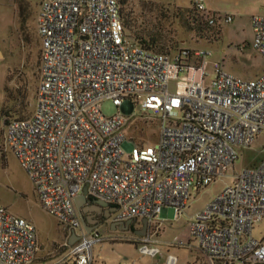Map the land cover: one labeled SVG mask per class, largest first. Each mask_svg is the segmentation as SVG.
Returning a JSON list of instances; mask_svg holds the SVG:
<instances>
[{
    "label": "built area",
    "instance_id": "2783aa9c",
    "mask_svg": "<svg viewBox=\"0 0 264 264\" xmlns=\"http://www.w3.org/2000/svg\"><path fill=\"white\" fill-rule=\"evenodd\" d=\"M194 8L209 26L220 19L204 0ZM252 27L253 48L264 56V16L252 17ZM36 33V105L30 117L8 121L4 144L43 210L79 236L64 244L69 264H92V248L103 241L85 232L75 207L85 187L88 199L116 208L115 222L146 220L138 250L162 256L149 236L167 211L183 215L192 192L225 176L238 151L264 131V72L245 80L216 65L209 77L210 50L168 54L134 44L125 36L120 0H41ZM107 100L117 108L109 117L100 109ZM137 107L158 118L157 142L127 151L124 130ZM263 220L264 147L259 163L234 173L168 245L194 248L206 264H264V236H252ZM38 250L33 224L0 206V264H34ZM176 263L165 256L163 264Z\"/></svg>",
    "mask_w": 264,
    "mask_h": 264
},
{
    "label": "rangeland",
    "instance_id": "374dc122",
    "mask_svg": "<svg viewBox=\"0 0 264 264\" xmlns=\"http://www.w3.org/2000/svg\"><path fill=\"white\" fill-rule=\"evenodd\" d=\"M195 1L120 0L126 39L133 42V35L145 39L154 37L168 54L182 48L210 50L209 77L215 73L216 65L220 72L245 80L259 77L264 72V56L253 48L252 17L264 16V0H204L207 12L220 19L213 27L200 25L202 31L194 30L186 20ZM40 2L0 0V206L35 227L39 250L34 264H69L59 221L43 210L29 176L4 144L7 121L30 117L36 105L40 70L34 68L39 44L34 45L31 35L37 40ZM20 4L26 7L23 19L19 15ZM227 15L232 17L229 23L223 21ZM24 32L29 33L30 42L25 40ZM100 109L107 117L117 113L109 100L103 101ZM158 131V118L135 108L124 130L125 149L154 146ZM263 147L264 131L249 149L238 151V160L225 176L197 193L192 192L183 215L176 216L173 209L167 211L158 233L149 236V240L157 241L154 247L160 249L162 256L149 257L139 252L141 237L113 230L110 219L96 230L103 241L92 248V264H163L167 254L176 257V264H206L196 249L168 244L192 215L215 200L234 173L259 163ZM252 236L256 239L264 236V220L255 225Z\"/></svg>",
    "mask_w": 264,
    "mask_h": 264
},
{
    "label": "trees",
    "instance_id": "16d2710c",
    "mask_svg": "<svg viewBox=\"0 0 264 264\" xmlns=\"http://www.w3.org/2000/svg\"><path fill=\"white\" fill-rule=\"evenodd\" d=\"M25 10H26V7L23 5V4H20L19 5V15L20 17L23 19V16L25 14ZM183 12V11H181ZM213 15H216L214 13H212ZM206 19V15L204 14H200L199 12L196 11V9L194 8V4H193V7L191 9V11H189L188 15H187V24L190 26V27H193L194 30L196 31H202L199 26L200 25H206L207 27H213V26H209L208 23L205 21ZM197 25V27L195 28L194 26ZM124 30H125V27H124ZM23 36L25 38L26 41L30 42V38H29V33L27 32H24L23 33ZM32 36V41L34 43L35 46H38L39 44V51L37 52L36 54V61H35V68L34 69H37L40 70V41H39V38L37 36V33H36V37H37V40L34 38L33 35ZM133 43L134 44H137L139 46H142V47H145L149 50H153V51H159V52H162V53H168V52H165L164 49L162 47L159 46V43L157 41L156 38H150V39H145L143 37H137V36H134L133 35ZM8 123V121H7ZM6 123V124H7ZM5 124V125H6ZM239 158V157H238Z\"/></svg>",
    "mask_w": 264,
    "mask_h": 264
},
{
    "label": "flooded vegetation",
    "instance_id": "af4514ba",
    "mask_svg": "<svg viewBox=\"0 0 264 264\" xmlns=\"http://www.w3.org/2000/svg\"><path fill=\"white\" fill-rule=\"evenodd\" d=\"M90 204L89 206L94 211V216H89L88 221L92 224L88 226V229H93V231H96L97 228L105 224L107 221L111 219V225L115 227V230H119L125 233H130L131 235L137 236V233L142 229V221L140 219H133L130 221H121V222H115L114 221V214L115 212L110 211L111 208H115L112 205H108L107 207H99L98 205L94 204L93 202L96 200L89 199ZM112 217V218H111ZM82 227L83 223L81 221ZM147 233V229H146Z\"/></svg>",
    "mask_w": 264,
    "mask_h": 264
},
{
    "label": "water",
    "instance_id": "95a60500",
    "mask_svg": "<svg viewBox=\"0 0 264 264\" xmlns=\"http://www.w3.org/2000/svg\"><path fill=\"white\" fill-rule=\"evenodd\" d=\"M87 194V189L86 187L83 189L82 193L80 195H78L77 197H75L74 199V204L75 207L78 211L80 220L83 223L84 226V230L86 233H91L93 231V229H88V226L91 225L92 223L88 221V217L89 216H94V211L93 209L89 206L90 201L89 199L86 197ZM94 204L98 205L99 207H107L108 204L102 201H94ZM110 211L115 212L116 208H111ZM142 229L137 233V236L139 237H144L146 235V226H147V222L146 220L142 221ZM112 229L115 230V227L112 224ZM79 236L76 235V233L74 231L71 232V236L68 240V245L72 246L77 240H78Z\"/></svg>",
    "mask_w": 264,
    "mask_h": 264
},
{
    "label": "crops",
    "instance_id": "0c3cea01",
    "mask_svg": "<svg viewBox=\"0 0 264 264\" xmlns=\"http://www.w3.org/2000/svg\"><path fill=\"white\" fill-rule=\"evenodd\" d=\"M164 215H165V214H164ZM165 220H166V219H165ZM164 222H165V221H164ZM61 227H62V231H63V245H64L65 243H68V240H69L71 234L67 233V231L64 230V228H63L62 225H61Z\"/></svg>",
    "mask_w": 264,
    "mask_h": 264
}]
</instances>
